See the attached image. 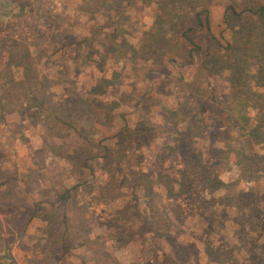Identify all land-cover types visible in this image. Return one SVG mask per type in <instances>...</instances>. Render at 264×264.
<instances>
[{
	"label": "rangeland",
	"instance_id": "obj_1",
	"mask_svg": "<svg viewBox=\"0 0 264 264\" xmlns=\"http://www.w3.org/2000/svg\"><path fill=\"white\" fill-rule=\"evenodd\" d=\"M261 9L0 0V264H264Z\"/></svg>",
	"mask_w": 264,
	"mask_h": 264
},
{
	"label": "trees",
	"instance_id": "obj_2",
	"mask_svg": "<svg viewBox=\"0 0 264 264\" xmlns=\"http://www.w3.org/2000/svg\"><path fill=\"white\" fill-rule=\"evenodd\" d=\"M259 14L261 16H263V18H264V15L262 14V9L260 10V13ZM195 18L197 19L198 23L201 26H204L209 31V29H210V27H209V19H208V15H207V11L206 10H202V11L196 12L195 13ZM181 34H182V36L184 38L185 43L187 45H189V52H190L191 55H192L193 52H199L202 49V46H200V44H198L197 42H195V40L189 34H187V31L186 30L183 31ZM216 43H217V41H216ZM157 44L163 45V43L161 42V40H159V42H157ZM211 58L209 60L211 61V63H213L215 65L218 64L219 61H220L219 60L220 57L218 58L217 54H213ZM202 173H203V175H205L204 172H202Z\"/></svg>",
	"mask_w": 264,
	"mask_h": 264
}]
</instances>
